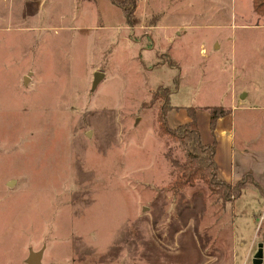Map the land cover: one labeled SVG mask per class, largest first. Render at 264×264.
<instances>
[{
	"label": "rangeland",
	"instance_id": "1",
	"mask_svg": "<svg viewBox=\"0 0 264 264\" xmlns=\"http://www.w3.org/2000/svg\"><path fill=\"white\" fill-rule=\"evenodd\" d=\"M128 1L0 0V264L31 248L43 264H245L264 199L174 188L187 148L157 116L171 104L176 127L193 109L206 137L207 107L249 93L236 148L264 151V15L254 0Z\"/></svg>",
	"mask_w": 264,
	"mask_h": 264
},
{
	"label": "trees",
	"instance_id": "2",
	"mask_svg": "<svg viewBox=\"0 0 264 264\" xmlns=\"http://www.w3.org/2000/svg\"><path fill=\"white\" fill-rule=\"evenodd\" d=\"M127 0H113L115 4H124ZM133 4L134 0L128 1ZM253 9L256 14L264 15V0H254ZM127 10V9H126ZM129 15L131 13L127 10ZM127 13V14H128ZM158 90L154 93L155 98H158ZM173 109L171 104H166L159 109L157 116L158 133L162 137L169 138L174 142L184 143L187 148V160L184 164L177 163L175 170L177 176L173 181V186L176 189H183L186 186L194 185L196 181L202 180L213 194H217L223 198L224 202L234 203V200L239 198L243 192L254 184V177L247 173L240 181L229 183L219 177L218 165L216 161L217 144L205 143L202 140L201 130L198 123L197 112L193 109L189 111V120L171 127L168 123L169 112ZM210 114V125L214 131L217 120L220 117L229 115L231 109L226 110L221 105H213L207 107Z\"/></svg>",
	"mask_w": 264,
	"mask_h": 264
},
{
	"label": "crops",
	"instance_id": "3",
	"mask_svg": "<svg viewBox=\"0 0 264 264\" xmlns=\"http://www.w3.org/2000/svg\"><path fill=\"white\" fill-rule=\"evenodd\" d=\"M261 26L264 27V24H262ZM248 95L249 93H244L240 100H237V97L233 95V98L230 102L232 107H229V109H231V112L229 113V115L220 117L217 120V126L214 131L211 129L210 125V114L208 115V126L210 127L211 132L209 136L204 137L202 133V127L200 126V124L199 126L201 130L202 140L205 143H214L215 141L217 144V151L215 156L218 165L217 172L219 173V177L229 183H236L243 177H245L247 173L252 174L255 182L254 184L249 185L247 189L253 187V197L258 202L259 200H261L259 203L262 204V201L264 199V151L255 152L253 150L246 149V146L251 147L253 142L256 143L255 140L257 139L255 137L253 139L249 137V139H247V141L245 142L244 148H236L237 140L234 131L235 127L233 125V119H230L232 118L231 114L233 113V108H243L244 99ZM197 117L199 123V115H197ZM187 120H189L188 115L185 116L183 122ZM244 192L239 198L234 200V203H232V205L237 204V201L244 195ZM261 217L263 218L264 216ZM257 233L258 235H253L254 237L252 241L248 244L245 259L243 261V263L245 264H253V258L259 251L260 244H262L263 248V259L261 264H264V224L259 226ZM233 264L236 263L234 262Z\"/></svg>",
	"mask_w": 264,
	"mask_h": 264
},
{
	"label": "water",
	"instance_id": "4",
	"mask_svg": "<svg viewBox=\"0 0 264 264\" xmlns=\"http://www.w3.org/2000/svg\"><path fill=\"white\" fill-rule=\"evenodd\" d=\"M28 76L25 77V82L28 80ZM104 78V73L102 72H95L94 79H93V89H96V87L99 85L100 81ZM14 184V181L10 182V186ZM43 252L44 249L39 251H34L32 248L30 250V256L26 260L27 264H43ZM263 259V248L262 244L259 245V251L256 253L255 257L253 258V264H261Z\"/></svg>",
	"mask_w": 264,
	"mask_h": 264
}]
</instances>
